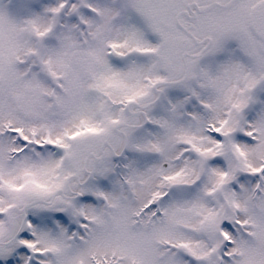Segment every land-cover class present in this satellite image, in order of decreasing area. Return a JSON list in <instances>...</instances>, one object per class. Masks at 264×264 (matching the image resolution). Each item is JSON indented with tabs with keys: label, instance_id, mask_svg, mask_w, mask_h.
I'll use <instances>...</instances> for the list:
<instances>
[{
	"label": "snow or ice",
	"instance_id": "6c2138e0",
	"mask_svg": "<svg viewBox=\"0 0 264 264\" xmlns=\"http://www.w3.org/2000/svg\"><path fill=\"white\" fill-rule=\"evenodd\" d=\"M0 264H264V0H0Z\"/></svg>",
	"mask_w": 264,
	"mask_h": 264
}]
</instances>
